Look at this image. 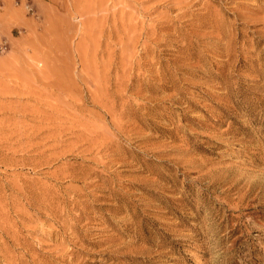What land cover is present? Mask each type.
<instances>
[{"label":"rangeland","instance_id":"374dc122","mask_svg":"<svg viewBox=\"0 0 264 264\" xmlns=\"http://www.w3.org/2000/svg\"><path fill=\"white\" fill-rule=\"evenodd\" d=\"M0 264H264V0H0Z\"/></svg>","mask_w":264,"mask_h":264},{"label":"built area","instance_id":"2783aa9c","mask_svg":"<svg viewBox=\"0 0 264 264\" xmlns=\"http://www.w3.org/2000/svg\"><path fill=\"white\" fill-rule=\"evenodd\" d=\"M6 47H7L6 43H4L3 41H0V49L4 50L6 49Z\"/></svg>","mask_w":264,"mask_h":264}]
</instances>
